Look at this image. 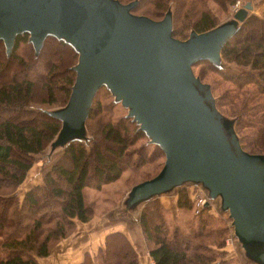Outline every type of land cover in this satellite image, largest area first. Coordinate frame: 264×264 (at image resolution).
<instances>
[{
  "label": "trees",
  "instance_id": "1",
  "mask_svg": "<svg viewBox=\"0 0 264 264\" xmlns=\"http://www.w3.org/2000/svg\"><path fill=\"white\" fill-rule=\"evenodd\" d=\"M137 1L132 11L136 7L142 9L143 0ZM146 1L148 6L143 11L153 17L160 18L167 10L171 11L172 34L183 39L191 30L206 31L227 20L220 14L235 0H212L218 4V9H213L209 0ZM78 56L72 43L53 34L45 36L38 51L28 31L16 34L9 53L0 39V74L9 62L12 63L10 72L15 71L7 80L0 79V264H39L40 258L48 256L61 239L74 232L77 220L88 221L93 216L95 201L88 198L87 187L99 189L117 180L125 169L136 171L155 163L156 158H165L159 144L150 140L133 116L128 115V108L103 84L94 94L85 119V137L65 143L61 154L42 167L41 182L28 187L19 198L16 189L25 180L35 158L46 152L60 130L61 120L52 115L51 110L66 104L75 81L74 65ZM198 63L208 65L234 82L235 96L242 95L240 107L231 111L235 125L237 116L242 115L243 107L250 100L249 93H254L251 100L256 97L264 100V13L248 10L235 33L223 45L220 63L200 59L193 66ZM231 63L238 66L236 72L222 67ZM28 71L33 74L28 75ZM44 71L45 77H42ZM201 73L197 75L202 79ZM40 81L45 93L37 99L35 85ZM102 88L113 97L109 107L102 106L96 99ZM34 102L50 105H33ZM262 103L255 106L258 111L264 110V101ZM118 104L125 111L113 117L111 109ZM255 129L248 144L264 153V118L258 119ZM238 137L244 147L245 138ZM156 164V171L139 181L154 176L163 162ZM137 182L132 183L129 190ZM181 188L179 186L177 205L189 209L191 198ZM164 209L158 195H154L141 202L138 218L155 264L232 263L234 259L226 258L225 250L217 251L205 240L214 231L218 239L213 242L217 248H222L219 236L226 230L224 224L218 226L221 220L207 213V205L199 209L196 222L189 225L188 231L168 223ZM247 250L258 256L264 254V245L247 244ZM76 264H139V259L129 238L120 231H113L106 234L104 246L94 258L85 252ZM260 264H264V258Z\"/></svg>",
  "mask_w": 264,
  "mask_h": 264
},
{
  "label": "water",
  "instance_id": "2",
  "mask_svg": "<svg viewBox=\"0 0 264 264\" xmlns=\"http://www.w3.org/2000/svg\"><path fill=\"white\" fill-rule=\"evenodd\" d=\"M137 0H0V39L9 53L22 31L36 51L48 34L62 37L79 52L75 81L66 104L51 110L61 127L50 145L85 137V119L97 89L105 84L128 115L165 154L152 177L135 183L127 202L138 204L185 181L201 183L232 219L246 254L247 244L264 245V153L245 150L234 120L216 107L208 83L193 64H218L221 49L237 30L250 0L231 19L186 38L172 34V14L161 19L136 14ZM127 205L128 207L130 205Z\"/></svg>",
  "mask_w": 264,
  "mask_h": 264
},
{
  "label": "rangeland",
  "instance_id": "3",
  "mask_svg": "<svg viewBox=\"0 0 264 264\" xmlns=\"http://www.w3.org/2000/svg\"><path fill=\"white\" fill-rule=\"evenodd\" d=\"M235 0L232 4L228 6V9L226 12H222L220 14V17L222 19H231L233 14L235 13V8L241 7L243 3L247 0ZM252 2L253 8L252 10L257 13V14H263L264 13V0H250ZM123 2V1H122ZM128 2V1H126ZM236 3V4H235ZM138 4H135V6ZM209 4L213 7V9H218V4H216L214 1L209 0ZM134 6V7H135ZM147 1L143 0L142 3V9L140 8H135V11H132L136 14H144L148 15L152 18H157L161 19L162 17H153L152 15H149L147 13H144L146 9ZM133 10V8H132ZM144 10V11H143ZM220 11V10H219ZM186 30L183 32L185 34ZM190 32H188L189 35ZM187 35V36H188ZM186 36V37H187ZM184 37V38H186ZM25 48L24 46L22 49ZM1 61V60H0ZM13 62V61H11ZM1 63V62H0ZM9 65H12V63H8ZM5 68L2 70L0 74V79L2 80H7V78H10L9 75H13L15 71L10 72V67ZM193 67L194 73L197 75L198 72L202 71L201 75L202 81L206 82L210 85L212 93L214 95L215 101H216V107L221 111L222 113L226 114L227 116L231 117V114L236 107H240V96H235V89L236 86L234 85V82H232L229 79H226L223 75H220L217 73V71L212 70L209 68L208 65L203 64V63H198L195 64ZM222 67L231 72H236L238 66H236L234 63L231 64H223ZM237 67V68H236ZM40 69V68H39ZM32 71H28V75H32ZM16 75V74H15ZM42 77H45V71L42 72ZM198 76V75H197ZM34 77V76H33ZM57 79L60 78V76H56ZM0 80V81H2ZM40 82L36 83V88H35V93L34 96L35 98L39 99V97H43L45 93V89L42 87ZM251 87V86H250ZM96 93V92H95ZM61 93H58L57 96H60ZM254 93H249L247 97H250V100L248 103L245 104V107L242 109V115L237 116L236 123L234 125V128L236 129L237 133L239 136H243L245 138V143L244 144V149L249 151V152H257L259 150L255 146L249 145V140L252 141L255 131H256V123L258 122V119L264 118V110L258 111L257 108H255L256 105L258 104H263L262 102L264 100L261 99V97H256L251 100V97L253 96ZM96 99H99V102L102 106L104 107H109L111 103V99H113L112 95L107 91L105 88L100 89V91L97 94ZM232 101V102H231ZM33 105H41V106H48L50 104H39V102H34ZM253 105V108H252ZM49 107H54V106H49ZM60 107V106H59ZM58 107V108H59ZM251 109V110H250ZM125 111V108L119 105H115V107L111 109V112L113 114V117H116L118 115L123 114ZM247 111V112H246ZM250 113V114H249ZM63 150V145H56L55 147H52L49 145L46 149V152L44 154H40L35 158V161L32 165V167L29 169L27 176L25 180L18 186L17 194L19 195V198H21L23 192L33 184L41 182L42 178V167L44 166L45 163H49L50 160H53L55 157H57L59 154H61ZM259 152V151H258ZM262 153V152H259ZM128 159V157H127ZM164 161V157H159L156 158L155 163H151L149 165L142 166L138 170H132V169H125L122 175L117 179L112 182L104 184L101 188H93V187H87L86 188V193L88 195L89 199H93L96 202L97 207L102 210L104 207H109L108 209V214L113 215V216H118V213H122L121 209L123 208L126 212H128V216L132 221L133 214L135 211H137L138 207L137 205L139 204H129L126 203L128 200V191L129 187L132 183L137 182L141 179H143L145 176H149L150 174H153L156 169H157V164L160 162ZM159 170V169H158ZM179 186L182 187L181 189H185L191 198L192 205L189 209L179 207L177 205V197H178V191H179ZM206 194L207 198V213H212L214 215V219H219L221 220L218 221V226L220 225H225L226 230L219 236V238H222L223 246L222 248H217L214 244V239L218 237V233H215L213 231L211 236L208 238H205L206 241L211 242V246H213L217 251H223L225 250L227 252V255L225 256L226 258H233L231 264H260L257 261H254V259H251L246 253L244 248L241 245V242L238 240L236 235L234 234L233 231V225H232V219L229 215L228 210L222 209L221 208V199L220 196H216L214 198H211L209 196V193L207 189L202 186L201 183H196L191 182V181H185L181 183L178 186L173 187L171 190L162 193L161 196L158 195V199L162 202L164 209V216L165 219L168 223L170 224H175L179 225L184 231L189 230V225L192 223L194 224L196 222V214L199 211L200 208H198L196 204V196L198 194ZM118 197V198H117ZM119 199V206L118 207H112V205H115L114 202ZM113 201V202H112ZM130 205L129 207L127 205ZM123 206V207H122ZM202 208V206H201ZM102 215V214H101ZM122 215V214H121ZM139 216V213H138ZM210 232V230H209ZM81 238V237H80ZM218 239V238H216ZM58 247V246H57ZM221 249V250H220ZM58 251L55 250V252ZM50 256L45 257L43 260L40 259L39 264H48V258ZM59 259V255H54V258H52L50 261H53L56 263ZM147 261V260H146Z\"/></svg>",
  "mask_w": 264,
  "mask_h": 264
},
{
  "label": "crops",
  "instance_id": "4",
  "mask_svg": "<svg viewBox=\"0 0 264 264\" xmlns=\"http://www.w3.org/2000/svg\"><path fill=\"white\" fill-rule=\"evenodd\" d=\"M161 195L162 193L159 194V196ZM119 201L120 200L117 199L116 202H114L115 205H112V207H118ZM110 207L111 206H106L100 210L95 202L93 216L88 221L77 220L74 232L61 239L48 255L50 256L48 258V264H76L83 259L85 252L90 253L94 258L98 249L104 246L106 234L113 231H120L129 238L138 253L139 264H145L149 252L138 220L141 203L137 205L138 209L133 214L132 221L134 222L130 221L131 219L127 215L128 212L123 208L121 209L122 213H118V216L108 214V209ZM57 249L58 251L55 252ZM57 254L59 255L58 261L56 263L50 261L54 258V255ZM44 258L45 257H42L40 259L43 260Z\"/></svg>",
  "mask_w": 264,
  "mask_h": 264
},
{
  "label": "built area",
  "instance_id": "5",
  "mask_svg": "<svg viewBox=\"0 0 264 264\" xmlns=\"http://www.w3.org/2000/svg\"><path fill=\"white\" fill-rule=\"evenodd\" d=\"M237 1H236V3H237ZM236 7L237 8H235V10H237L239 8L238 6H236ZM206 196L207 195L204 193L203 194L199 193L198 196H196V204H197L198 208H201V206H204L207 204V200H206L207 197ZM146 264H155V261L153 260V258L150 255H148V257H147Z\"/></svg>",
  "mask_w": 264,
  "mask_h": 264
}]
</instances>
